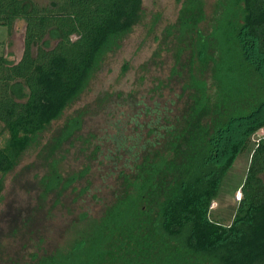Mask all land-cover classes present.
<instances>
[{
  "label": "trees",
  "instance_id": "obj_1",
  "mask_svg": "<svg viewBox=\"0 0 264 264\" xmlns=\"http://www.w3.org/2000/svg\"><path fill=\"white\" fill-rule=\"evenodd\" d=\"M150 8L145 0H0V26L25 24L20 61L0 56V202L25 155L46 160L83 140L84 112L65 113L132 34L136 54L149 46V60L165 65L145 95V76L128 98L117 95L134 107V126L131 136L105 139L117 182L110 201L101 197L102 209L82 212L64 243L37 249L25 264H264V0ZM130 68L123 60L121 76ZM91 170L87 162L64 178L52 168L39 197L60 204L70 187L82 197L88 186L76 184ZM225 196L233 205L216 218L212 204ZM19 211L12 231L24 235Z\"/></svg>",
  "mask_w": 264,
  "mask_h": 264
},
{
  "label": "rangeland",
  "instance_id": "obj_2",
  "mask_svg": "<svg viewBox=\"0 0 264 264\" xmlns=\"http://www.w3.org/2000/svg\"><path fill=\"white\" fill-rule=\"evenodd\" d=\"M36 1L39 4L48 2V0ZM145 3L148 7H152L150 8L152 11L167 7L168 11L162 10L163 13H167L172 9L170 7L174 5V0H145ZM23 37L24 23L22 21H16L13 24L10 34H8L7 27L0 26V55H3L10 63H16L22 55ZM136 42L135 32L125 40L120 54L107 63L104 71L92 84L90 91L86 92L78 103L66 111L65 116L84 112L82 116L84 123L80 132L83 140L78 142L76 147L66 145L63 149H58L46 160L41 153L38 156L35 153L27 154L16 170L5 177L0 202V264H25L28 261V255L37 252V249H47L48 252L54 250L55 247L66 241L71 226L78 221L82 212L89 209H91L90 211L102 209L101 197L105 198V201H110L112 188L117 185V182L116 176L108 173L107 162L104 160L112 148L110 140L105 139L109 135L116 134L117 131H123L127 136L133 135L134 111L131 110L134 107L125 105L123 99L128 98L131 91H136L142 76H145L146 82L150 83L140 92L139 97L145 95L148 88L153 87L151 82L154 78L162 77L165 73L164 64L156 67L154 62L149 60L154 58L151 57L149 46L136 54ZM149 43L151 45V42ZM54 44L55 41L49 40L50 47ZM165 56L162 57L165 58ZM123 60L128 61L131 68L121 76ZM119 93L123 99L117 96ZM131 96L135 95L131 94ZM63 119L54 125L46 139L50 138L51 140L56 135V128L64 122ZM143 120L144 118L140 119V121ZM262 133L260 131L257 135ZM90 135H94V138H91ZM97 144H101V149L93 154ZM81 147L86 149V154L78 152V148ZM58 151L60 152L56 154ZM88 155L91 160L85 158ZM55 161H58V164H54ZM100 161H103L102 167L98 164ZM87 162H91L92 170L76 184L79 188L88 186L82 197L75 200L76 194L72 192V187L65 191L60 204L53 202L52 195L45 198L39 197L42 192V187L39 184L40 178L46 172L55 168L66 178L81 169ZM234 167L237 170H242L243 161H237ZM235 176L237 175L233 173V179ZM86 181H90V184ZM93 195L97 196V201ZM238 199L239 195L237 194L234 201ZM231 205H233V201L229 196L223 197L220 202L213 203L212 208L213 211H216V218L227 215ZM19 209L25 210L19 211V219L25 217V221L20 223L21 228H23V224H29L28 232H25L24 235H16L12 231L13 222L18 216L16 213ZM25 228L27 229V227ZM26 229L24 230L27 231ZM30 229L33 231L31 232ZM40 239H43V242L41 247L37 248L36 244Z\"/></svg>",
  "mask_w": 264,
  "mask_h": 264
},
{
  "label": "flooded vegetation",
  "instance_id": "obj_3",
  "mask_svg": "<svg viewBox=\"0 0 264 264\" xmlns=\"http://www.w3.org/2000/svg\"><path fill=\"white\" fill-rule=\"evenodd\" d=\"M16 21H21V20H16ZM16 21H14V23L16 22ZM23 22V21H22ZM13 23V24H14ZM24 23V22H23ZM13 26V25H12ZM12 28V27H11ZM8 29V28H7ZM24 31H25V24H24ZM10 32H11V29H10V31L8 30V34H10ZM23 52H24V37H23V50H22V54H23ZM0 56H3V55H0ZM4 57V56H3ZM21 57H22V55H21ZM5 58V57H4ZM6 59V58H5ZM21 59V58H20ZM20 59L16 62V63H10L7 59V61H8V65H15V64H17L19 61H20Z\"/></svg>",
  "mask_w": 264,
  "mask_h": 264
}]
</instances>
